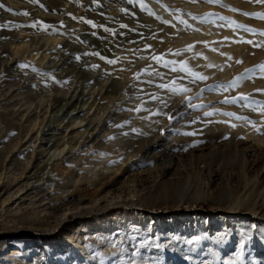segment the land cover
Returning a JSON list of instances; mask_svg holds the SVG:
<instances>
[{
  "label": "rangeland",
  "instance_id": "374dc122",
  "mask_svg": "<svg viewBox=\"0 0 264 264\" xmlns=\"http://www.w3.org/2000/svg\"><path fill=\"white\" fill-rule=\"evenodd\" d=\"M55 1V8L66 9L67 22L56 18L59 14L50 6L54 0H0V43L10 38L17 40V44L8 46V53L0 51V166L6 161L7 171L16 172L27 159L22 147L25 141L14 151L11 147L22 134L13 112L33 109L56 95L55 90L63 82L56 71L48 68L57 56L65 54L66 59L56 58V64L70 61L78 68L90 60L83 58L87 45H83L80 57L76 51L64 48L70 38H87L90 45L96 46L94 28L99 25V29H107L106 33L116 38L107 43L115 49L120 33L101 22L113 23L115 19L117 25L134 27V35H141L132 40V45L124 46L123 53H111L116 63L107 73L117 78L118 73L127 74L139 57L148 62L140 64L129 84L114 95L112 104L99 116L102 122L97 128L76 140L85 122L69 126L74 147L67 146L60 155L55 153L50 158L43 167L41 181H32L29 186L36 189L24 190L0 205V209L16 216L26 215L34 225L16 234H21L22 240L13 239L17 230L12 228V233L0 238V264H264V140H256L264 136V91H260L264 89L240 92V82L238 87H229L235 79L201 81L188 74H197L193 62L205 60L210 53L230 54V46L237 41L247 47L250 44L245 41L249 38L264 40V19L259 18L264 16V2L220 0L214 5L206 0ZM71 6L76 9L70 10ZM25 12L28 15L18 14ZM32 24L36 26H29ZM49 32L65 37L45 47L43 42ZM183 40L188 41L173 47L167 44ZM154 44L161 50H153ZM258 44L259 41L255 43ZM35 46L38 51L33 52ZM154 57L163 60L158 63ZM164 61L169 62L167 66ZM259 63L264 65V61ZM182 66L187 71L180 70ZM259 66V71L248 73L245 82L262 73L264 76ZM151 73L153 78L149 77ZM142 88L146 91L142 92ZM80 90L88 91L84 86ZM240 96L247 100L237 99ZM97 103L90 110L84 105L82 110L91 117ZM75 114L76 111L57 112L61 126L53 124L50 130H55L48 135H57ZM240 129L243 130L237 131ZM207 130L216 131L221 138L210 141ZM247 135L255 137L248 143L253 156L243 154L234 144ZM135 136L142 138L141 144L131 143ZM147 142L161 146L155 149L161 159L182 156L179 166L167 177L159 176L161 162L144 163L139 147ZM220 142H228L229 146L210 152V146L217 147ZM144 179L154 182L138 187ZM4 182L0 183V203L9 193H4ZM107 186H111L109 190H105ZM92 191L98 193L97 202L84 211L63 216L62 228L50 233L52 226L41 224L49 216L47 208L53 202L93 201ZM140 201L155 204L154 213L144 216L145 209L140 211L143 217H139L133 204ZM221 210L233 214L224 218ZM173 212L188 216L189 222L182 230H170ZM108 213H114L113 218L106 216ZM133 216L140 220L134 225L129 222ZM101 219L104 222L98 230L101 227L94 226V221ZM39 233L48 239H39ZM80 237L82 244H77ZM196 238L198 244L188 243ZM144 242L147 246L140 247ZM237 253L241 254L239 260Z\"/></svg>",
  "mask_w": 264,
  "mask_h": 264
},
{
  "label": "bare ground",
  "instance_id": "6f19581e",
  "mask_svg": "<svg viewBox=\"0 0 264 264\" xmlns=\"http://www.w3.org/2000/svg\"><path fill=\"white\" fill-rule=\"evenodd\" d=\"M57 5H58V1H55V0H54V2H52L50 4V6L55 9L57 14H59V17L57 15L56 18L58 20H63V21L67 22L69 19L67 20L66 15H65L66 9L64 10V9L55 8ZM69 9L73 10V9H76V7L71 6ZM46 12H47V10H46ZM48 12H50V11H48ZM53 14L55 15V13H53ZM41 18H42V16H41ZM113 20H114V21H112L113 23H108V20L107 21L102 20L101 22H103L105 25H107L109 27H113L116 30L115 31L116 34L120 33L121 37L119 38V40H116L115 44H118V46L115 49H112V47L108 46L107 43H108V41L110 42L111 40H115L116 38L114 39V37L113 38H112V36L110 37L111 33L107 34L106 31L103 32L101 29H99L100 28L99 25L96 28H94V29H96L95 33L97 35H95V36H97L96 38L98 40V42L97 41L95 42V43H97L96 46H93L92 44L90 45L91 40L87 39V38L84 40L83 39L82 40L76 39V41L74 38H70V41H67L65 43L64 48L67 49V51H69V52H71V51L75 52L76 51L75 53H76L77 57H80L81 52L85 48V46H83V45H87L88 48L83 52L84 53L83 58L84 59L89 58L90 60L86 63L83 62L84 63L83 66L81 68H78L76 66H72V64H69L70 61H68V60H67L68 63H66L65 65L56 64L57 63V62L55 63L56 58H60L62 56V58L64 60L66 59L65 54L60 55V57L57 56L55 58V60H53V62L51 63L52 65L49 66V68H48V70L56 71V73L59 75L60 81L63 82V84L58 88V90H55L56 95L51 96L52 98L50 100L44 101L38 107L32 106L33 109L27 110L25 112H23V111L21 112L19 110H15L13 112V115L18 119L17 122L19 124H17V126L19 128V131L21 130L23 135L19 134L18 137L16 138V142H14L13 146H11V147H12V150L14 151L18 148V145H20L22 141H25L26 143L22 147H25V153H26L27 159L25 158L26 161L24 162V164L21 163L22 161L20 162L22 164L21 169H19V170L16 169L17 170L16 172H9L6 170V165H5L6 161H4L2 166H0V183L3 182V180H5V182L2 183V187L4 188V193H6L5 191H7V193L9 192L7 197L0 203L1 206H4L5 203H8L13 198H16V196L20 192H23L24 190L36 189L34 187L29 188V186L31 185L32 181L36 182V181L40 180L41 175L43 174V167L47 164V162H49L50 158L54 157L56 155L55 153H58L57 155H60L61 152H63V150H65V148L67 146H69V148L74 147V145L72 144L74 140L69 138V135H70L68 132L70 129L69 126H72V125L74 126L76 124L80 125L81 123L83 124L85 122L84 129L81 130L80 134L75 137L76 140L82 139L84 134H87L88 132L97 128L98 124L100 122H102V116L100 118H99V116L103 115L104 112L106 111L107 107L110 104H112L113 99H114V95L119 93L121 91V89L126 86L130 77L136 73L138 66L140 64H142L143 62L148 60V59H141L138 56L139 57L138 59H140V60H137L136 64L134 63V66L132 65L133 66V67H131L132 69L130 71H128L127 74H121L122 72L118 73L117 78H115V77H113L107 73V70H110L112 68V64H109L106 62L107 60H112L114 58L113 56H111V53H115L114 55H116L119 52H122L123 51L122 48L124 46L132 45L133 44L132 40L135 38H138L141 35L139 33H138V35H134L136 33V32L134 33V31H133L134 27L125 29L121 25L120 26L117 25V23H116L117 20H115V19H113ZM63 24H65V23H63ZM67 27H69V26H67ZM143 27H144V25H143ZM43 31H45V30H43ZM51 31H53V30L51 29ZM83 31L85 33L87 32L85 30H83ZM88 32H90V31H88ZM62 36L65 37V35H63V34L58 35L55 32H51L47 38L45 37L46 38V39H44L45 41L44 42L41 41V42H43L45 44V47H50V46H53V44H55L56 42H58L59 41L58 39L62 38ZM209 36H210V38L213 37L210 34H209ZM252 36H254V35H251V37ZM143 40H144V38H143ZM8 41H6L4 43H0V51L2 53L4 52V54L8 53V46H13V45L17 44V40L15 38H12L11 41H9V42ZM187 41L188 40H183V41H178L175 43L169 41L167 44L172 43L171 47H173V46L178 45V44L180 45V44L186 43ZM248 41H253V44H250L247 47H245L244 43H242V42H239V41L235 42L234 45L230 46V49H231L229 51L230 54L220 53V55H218V54L216 55L213 53H210V54L208 53L209 55L207 56V58L205 60L200 59L199 61L193 62V64L196 65V66H194L195 67L194 70H196L198 75L205 76L209 81H211V79L213 78L214 80L218 79V80L225 81V82H227V81L230 82V81H232V79H236L237 77H241L243 74H245L246 72L249 73L253 69H256V72L259 71V70H257L258 66L260 65L259 62L264 61V40L261 41V40L255 39V37H254V38H249ZM257 41H259L258 45H261L260 47L255 46V43ZM51 42H53V43H51ZM81 42H83L82 45L80 44ZM120 42H127V43L121 44ZM133 42H135V41H133ZM136 46H138V45H136ZM152 46H153L152 47L153 50H159V48H160L156 44H154ZM37 47L34 49L33 52L38 51ZM160 50H161V48H160ZM13 52H14V54H16L18 52V48L15 51L13 49ZM30 53H32V52H30ZM86 53H87V55H86ZM96 53H99V55H96ZM100 57H105V59H101ZM31 58H33V57H31ZM72 59H74V58H72ZM64 60H63V62H65ZM237 61H242V63L238 64V63H236ZM93 66H96V67H93ZM69 69H70V71H69ZM153 75L154 74L151 73L149 77L153 78ZM251 76H253V75H251ZM155 78L156 77H154V79ZM244 80H245V78L242 79L241 81H239L241 83L240 88H239L240 92L253 91L256 89L258 90L259 88L264 89L263 73L257 75L256 77L253 76L251 81L245 82ZM206 81H204V82H206ZM82 86H84L86 88V90L88 89V91L86 93L81 92L80 87H82ZM141 91L145 92L146 90L142 88ZM96 103H97V108L95 110V113L93 116L89 117L88 111H83L82 107L84 105L85 106L87 105V110H90ZM69 111L70 112L76 111L75 116L72 115L71 118H69V121H68L66 127L65 126L62 127L57 135L49 136L48 132L51 133V131L55 130V128H54V130H50V128L53 126V124H55V123L58 124L57 128H60V126H61L59 118L57 116V112H67L68 113ZM44 128H46V129L48 128V130L45 132ZM241 130H243V129H240L237 131L241 132ZM205 134H207V138L210 141H216L217 139L221 138V135L217 136V132L214 130H207V131H205ZM231 134H232V132H231ZM55 137L60 139L61 141L57 142L55 140ZM251 137L255 138L252 135H247L242 140H236L234 142V144L236 146H238L239 148H241V151L243 154H249L250 156L251 155L253 156L254 155L253 154L254 153L253 148H251V146H248V143H249V140ZM256 138H257L256 140H258V141L264 140V136L256 137ZM159 141H161V140H159ZM131 143L141 144L142 138L139 136L132 137ZM216 144L218 145L217 147L210 146V148H209L210 152H214L215 149L220 150L221 148H224V147L227 148L226 146L228 145V142H220V143H216ZM130 146L131 145H129V147ZM157 147H161V146H159V144L157 142H149V144L147 142L144 146L142 145L139 147V151L142 152V154H144V157H143L144 163L149 164V163L161 162V164H160L161 169L159 170L158 173H159L160 177L164 178V177H167L169 174H171V170H173L174 167L179 166V163L181 161L182 156H180V155H168L167 157H164L161 159V157H159L155 152V149ZM22 149H24V148H22ZM7 150H9V149H7ZM13 151H12V153H13ZM50 154L52 156H50ZM8 155L11 156V154H9V151H8ZM0 162H1V160H0ZM18 168H20V166ZM24 176H25V179L23 180L22 178ZM153 182L154 181H152V183ZM152 183H150L149 179H148V181L146 179H144L140 182V185L138 187L142 188V187H144L148 184H152ZM115 185H117V184L115 183L114 185H112V187H114ZM110 187L111 186H107L105 188V190H109ZM4 195H3V197H4ZM96 195H98V193L92 191L90 197L93 198V201H89V200L83 201V202L80 201V202L75 203V204H71V202H69L68 199H65V200L60 199L56 202H53L47 208L49 210V216L47 218L44 217L45 219H43L41 224H47V225L52 226L53 230L49 231L50 233L54 232L55 229L58 228L59 226H61L60 228H62L64 226V224H62V221L64 220L62 218L63 216L65 217L68 213H71L73 211L80 210L79 212H81V211H84V209H88L89 207H92L94 205V203L97 202ZM144 202L145 201H142V202L140 201V202L133 204L134 210L139 212V213H137V215L139 217H143V213H140V211H143V210L145 211V209H148V210H146V213L144 216L151 215L154 213L153 209L155 208V204H151V203L144 204ZM174 209H177V205H175ZM11 213L12 212H9V210L0 209V220H2L0 223V238H3L4 236L12 233L10 231L11 228L14 230H17L14 233L16 235L22 231L27 232L28 231L27 229H29V227L34 226L33 223H31V220L26 217V215L16 216V214H11ZM221 213H223L222 215L224 216V218H228V217H226V215L233 214L232 212L225 211V210L224 211L221 210ZM113 214L114 213H108V214H106V216L113 218ZM134 217L135 216H133L131 218V220H129V222L132 225H134L135 221L137 220L136 218L134 219ZM233 217H235V216H232V218ZM61 219H63V220H61ZM114 219H115L114 221H116V218H114ZM171 219H172V221L169 222V224H170L169 227H170V230H174V231L178 230V229L182 230L184 224L186 222L187 223L189 222V220H187L188 219L187 215L180 214L177 212H173L171 214ZM44 221L46 223H44ZM38 222H40V221H38ZM94 222H95L94 226L101 227L98 230L102 229V223L104 222L103 219L97 220ZM116 222H118V221H116ZM208 225H207V227H208ZM36 226H38V228H42V226H39V225H36ZM23 228H25L26 230H21ZM39 235H40V236H38L39 239H48V238L41 237V236L46 235V234L39 233ZM20 238H22L21 234L13 237V239H16V240H22ZM82 240H83V237H80L79 242H77V244H82Z\"/></svg>",
  "mask_w": 264,
  "mask_h": 264
},
{
  "label": "snow or ice",
  "instance_id": "6c2138e0",
  "mask_svg": "<svg viewBox=\"0 0 264 264\" xmlns=\"http://www.w3.org/2000/svg\"><path fill=\"white\" fill-rule=\"evenodd\" d=\"M206 2H208V3H210V4H214V5H218V4H220V0H206ZM258 2H264V0H258ZM220 6H224V5H220ZM0 7H3V5H0ZM233 11H237L236 9H232ZM18 14H22V15H28V13H18ZM259 18H261V19H264V16H261V17H259ZM221 19H223V18H221ZM86 23H89V24H92V22L91 21H85ZM29 26H31V27H35L36 25L35 24H32V25H29ZM92 27H96V25L95 24H92ZM122 27H124V25H122ZM106 31H107V29H105ZM245 31H248V32H251L252 30L251 29H247V28H245L244 29ZM261 35H264V33H261ZM227 39V38H226ZM245 42H247V43H249V44H253V41H245ZM255 46H257V47H260L261 45H255ZM86 55H87V53H86ZM96 55H99V53H96ZM101 59H105V57H100ZM141 59L143 58V57H140ZM154 59L159 63V62H161L162 60H163V57H154ZM107 63H109V64H114V63H116V61L115 60H107L106 61ZM168 63L169 62H167V61H164V66H167L168 65ZM236 63H242V61H237ZM20 67L21 68H25V67H28V65H20ZM93 67H96V66H93ZM260 67V70H261V72H264V65H261V66H259ZM172 70L173 71H177V69L175 68V67H173L172 68ZM180 70H184V71H187L186 69H184L183 68V66L181 67V69ZM188 74L189 75H191L193 78H194V80H195V78H197L198 77V79L199 80H201V81H203V80H206L207 78L205 77V76H203V75H198V74H196V73H194V72H188ZM248 77V73L246 72L245 74H243L241 77H237L235 80H233L232 82H231V84L229 85V87L230 88H235V87H238L239 86V81H241L242 79H244V78H247ZM138 78V77H137ZM185 91H187V89H185ZM260 91H264V90H260ZM237 99H239V100H247V97H244V96H240V97H238ZM225 103H234L235 102V100H225L224 101ZM209 115H211V113H209ZM171 119V118H170ZM190 134H195V133H190ZM225 138H227V137H225ZM193 146H195V145H193ZM186 150V149H185ZM188 243H195V244H198L199 243V238H196L194 241H189ZM145 246H147V242H144V243H142L141 245H140V247H145ZM240 253H237V257H236V259L237 260H239L240 259ZM233 264H235V262H233Z\"/></svg>",
  "mask_w": 264,
  "mask_h": 264
}]
</instances>
